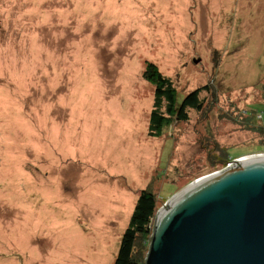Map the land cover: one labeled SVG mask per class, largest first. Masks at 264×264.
<instances>
[{"label": "rangeland", "instance_id": "rangeland-1", "mask_svg": "<svg viewBox=\"0 0 264 264\" xmlns=\"http://www.w3.org/2000/svg\"><path fill=\"white\" fill-rule=\"evenodd\" d=\"M148 61L202 108L151 132ZM227 149L264 152V0H0V264H113Z\"/></svg>", "mask_w": 264, "mask_h": 264}, {"label": "water", "instance_id": "water-1", "mask_svg": "<svg viewBox=\"0 0 264 264\" xmlns=\"http://www.w3.org/2000/svg\"><path fill=\"white\" fill-rule=\"evenodd\" d=\"M228 164L157 209L145 264H264V152Z\"/></svg>", "mask_w": 264, "mask_h": 264}, {"label": "trees", "instance_id": "trees-1", "mask_svg": "<svg viewBox=\"0 0 264 264\" xmlns=\"http://www.w3.org/2000/svg\"><path fill=\"white\" fill-rule=\"evenodd\" d=\"M143 75L152 82L154 86V103L149 116L150 131H158L167 117L173 114L175 118L186 119L188 107L197 110L202 108L203 100L198 96V89L187 92L180 100L177 97L175 85L170 77L161 74L157 65L152 62H146ZM231 154L229 150L216 164L224 167ZM132 215L123 230L118 251L113 259V264H145V256L148 251L150 232L152 229V219L156 212V196L148 187L140 190L135 201Z\"/></svg>", "mask_w": 264, "mask_h": 264}, {"label": "built area", "instance_id": "built-area-1", "mask_svg": "<svg viewBox=\"0 0 264 264\" xmlns=\"http://www.w3.org/2000/svg\"><path fill=\"white\" fill-rule=\"evenodd\" d=\"M229 162H230V161H229ZM229 162H226V165H229V164H228Z\"/></svg>", "mask_w": 264, "mask_h": 264}]
</instances>
